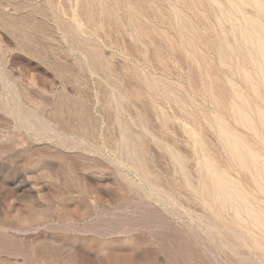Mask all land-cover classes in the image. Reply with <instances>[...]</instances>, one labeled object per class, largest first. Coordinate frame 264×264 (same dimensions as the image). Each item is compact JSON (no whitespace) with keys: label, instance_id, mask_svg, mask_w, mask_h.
I'll use <instances>...</instances> for the list:
<instances>
[{"label":"rangeland","instance_id":"rangeland-1","mask_svg":"<svg viewBox=\"0 0 264 264\" xmlns=\"http://www.w3.org/2000/svg\"><path fill=\"white\" fill-rule=\"evenodd\" d=\"M0 264H264V0H0Z\"/></svg>","mask_w":264,"mask_h":264}]
</instances>
